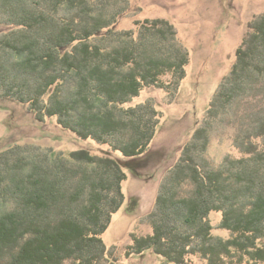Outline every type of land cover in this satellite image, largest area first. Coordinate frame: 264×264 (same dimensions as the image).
<instances>
[{"label": "trees", "instance_id": "16d2710c", "mask_svg": "<svg viewBox=\"0 0 264 264\" xmlns=\"http://www.w3.org/2000/svg\"><path fill=\"white\" fill-rule=\"evenodd\" d=\"M128 8L125 0H0L2 22L18 27L0 38V96L130 159L88 149L1 153L0 264H119L102 236L125 202L124 168L138 174L160 122L151 101L125 106L147 87H177L189 63L168 20L116 30ZM249 27L203 125L160 185L148 215L153 233L134 235L128 257L152 250L165 264H189V255L208 264L264 262V108L235 137L245 156L218 168L205 158L215 122L239 99L264 94V15ZM96 36L116 44L93 43ZM212 212L222 213L228 239L213 235Z\"/></svg>", "mask_w": 264, "mask_h": 264}, {"label": "rangeland", "instance_id": "374dc122", "mask_svg": "<svg viewBox=\"0 0 264 264\" xmlns=\"http://www.w3.org/2000/svg\"><path fill=\"white\" fill-rule=\"evenodd\" d=\"M126 13L118 18V31L136 30L137 22L146 19L168 20L177 32L176 41L189 53L186 74L177 87H147L125 107L151 101L160 113L159 126L148 153L140 162L138 174L125 167L122 188L125 202L112 217L103 234L108 250L119 264H165L163 257L147 250L128 257L127 248L133 236L153 233L148 215L154 210L160 185L168 171L179 161L184 147L203 125L207 111L221 83L230 75L237 49L250 32V23L264 15V0H125ZM0 18V38L17 29ZM104 32V31H103ZM103 35V34H102ZM116 44L115 39L94 37L93 43ZM174 82L172 73L162 78ZM264 108L263 92H254L231 105L229 112L215 122L205 158L218 168L226 157L245 154L234 144L245 123L251 122ZM261 142V138H258ZM24 147L37 155L64 154L88 149L92 154L129 161L109 145L92 139H80L63 128L56 117L38 121L29 106L0 96V154L12 147ZM142 163V164H141ZM194 186L184 185L183 193L191 194ZM221 212H212L209 221L213 235L228 239L232 234L221 228ZM264 246V239L260 241ZM189 264H208L199 255H189ZM172 264V263H170ZM242 264H251L244 261ZM259 264H264L261 262Z\"/></svg>", "mask_w": 264, "mask_h": 264}]
</instances>
